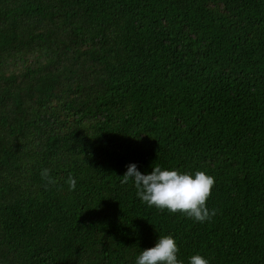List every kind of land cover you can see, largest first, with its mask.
<instances>
[{"label": "trees", "instance_id": "1", "mask_svg": "<svg viewBox=\"0 0 264 264\" xmlns=\"http://www.w3.org/2000/svg\"><path fill=\"white\" fill-rule=\"evenodd\" d=\"M130 164L204 171L217 214L149 207ZM167 235L182 264H264V0H0V264H136Z\"/></svg>", "mask_w": 264, "mask_h": 264}, {"label": "clouds", "instance_id": "2", "mask_svg": "<svg viewBox=\"0 0 264 264\" xmlns=\"http://www.w3.org/2000/svg\"><path fill=\"white\" fill-rule=\"evenodd\" d=\"M41 179L45 187L55 185L49 169H43ZM134 182L137 197L149 207L163 212L182 214L199 223L209 222L217 214L216 209H209L207 202L212 196L215 178L204 171L195 174L181 173L177 170H162L154 165L150 174H142L136 164L127 166L121 178L122 184ZM67 183L71 191L76 189V180L70 175ZM179 248L171 235L160 236L154 247L141 251L136 264H182L178 260ZM190 264H209L202 255L190 257Z\"/></svg>", "mask_w": 264, "mask_h": 264}]
</instances>
